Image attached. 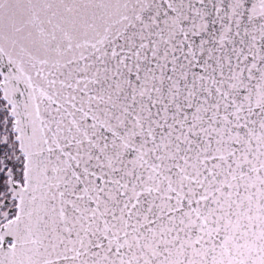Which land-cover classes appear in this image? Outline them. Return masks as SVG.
<instances>
[{
    "label": "snow or ice",
    "instance_id": "1",
    "mask_svg": "<svg viewBox=\"0 0 264 264\" xmlns=\"http://www.w3.org/2000/svg\"><path fill=\"white\" fill-rule=\"evenodd\" d=\"M0 264H264V0H0Z\"/></svg>",
    "mask_w": 264,
    "mask_h": 264
}]
</instances>
